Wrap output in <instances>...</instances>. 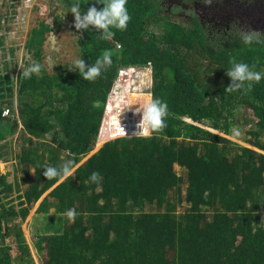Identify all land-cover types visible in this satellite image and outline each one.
Here are the masks:
<instances>
[{"label": "trees", "instance_id": "1", "mask_svg": "<svg viewBox=\"0 0 264 264\" xmlns=\"http://www.w3.org/2000/svg\"><path fill=\"white\" fill-rule=\"evenodd\" d=\"M81 2L86 12L95 0ZM160 2L128 0L127 29L108 39L78 30L86 64L113 52L95 81L68 63L47 72L51 28L44 21L28 33L24 66L16 74L9 63L0 69V157L12 153L17 170L11 180L0 174V264H36L23 227L32 212L57 220L49 223L58 226L53 233L34 234L41 264H264V79L225 91L233 60L264 73V43L212 37L197 21L169 16ZM35 64L39 74L25 78ZM130 65H151L152 99L167 104V126L97 145L104 114L102 138L116 121L112 89ZM148 100L146 93L114 103L128 131ZM68 161V176H43V166Z\"/></svg>", "mask_w": 264, "mask_h": 264}, {"label": "clouds", "instance_id": "2", "mask_svg": "<svg viewBox=\"0 0 264 264\" xmlns=\"http://www.w3.org/2000/svg\"><path fill=\"white\" fill-rule=\"evenodd\" d=\"M7 1L9 7V12H8L9 14L7 15V18L15 17L13 18L14 21L17 19V23H19V26L17 28L18 30L16 31L17 33L21 31L27 32L25 38V43H26L28 33L33 27L30 30H28V24H26L24 19L22 18L21 12H19V6H23V8H25L26 6L27 8L29 9L31 8V10H33L38 7L36 4L39 5L43 1H50L53 3H57L58 0H38L39 2H33V0H7ZM211 2L212 0H205V3H211ZM4 3H6V0H0V8L4 6ZM84 3H88V0H86V2ZM81 4H82L81 0H73L70 9L68 8L69 13L57 14L53 16L52 21L40 20L39 22L44 21L45 24H49L51 28L50 32L46 34V39L49 35L59 33V31L61 29L64 30V28H67L68 30H74L75 32L77 31V34L79 35L80 33L78 32V30L89 31L94 29L96 30V32L102 33L105 39H108L115 34L113 29L119 31H125L131 20V15L127 8L128 0H95V3L92 4V6H90L86 12L83 11V9L81 8ZM96 5H103V7L98 8ZM38 9L40 10L39 7ZM71 13L74 14V19L70 18ZM63 16H67L69 18L68 20L69 22L67 21L65 22ZM8 20L5 18V20H3V23L6 21V24L2 26L6 34H8V31L10 30V24L14 22L11 21L10 19ZM39 22L35 26H37ZM59 23H61V26L57 25ZM1 35H2L1 38L4 41L3 39L4 33L2 32ZM243 42L245 45H251L253 43H264V35L259 33H251L245 36ZM118 47L120 46L118 45ZM112 56H113L112 51H106L103 54L102 59L98 58L95 64L93 63L86 64L83 58L76 59L74 61L75 67L69 68V70L70 71L78 70L81 78L88 81H95L98 77L102 75L103 71H105L108 67L112 65ZM148 66H149V70L146 69L145 73H146L147 83L149 84V86L146 92L145 93L142 92L141 94L145 95L147 93L149 100L143 106L139 104V107L135 109V112L141 116L138 125L141 131H143L145 127H148L150 128V130L154 132H159L162 131L167 126L166 125L167 104L159 98L152 99V93H151L152 67L151 65ZM142 67L143 65H130L123 68L122 70L124 69L128 70L129 68H135V70H139ZM40 70H41V66L39 64H35L29 66L26 70L23 71L22 74L25 78H31L33 74H39ZM226 75L231 79V84L227 86V88L225 89V91H229V92L243 90L245 89V86H247V89L250 90L254 82L258 83L261 81V79H264V73L255 71L254 66H250L249 64L244 62H236L235 60L231 62V67L227 68ZM118 76L119 77L121 76L120 72ZM116 84L117 83L115 80L113 88L115 87ZM7 110L9 109L7 108ZM104 117H103V121H104ZM103 121H102V125H103ZM102 125L100 127L97 145H100L104 141H106L103 140L101 143H99L101 137ZM150 134H142V135H150ZM235 134L239 135V132L237 131L235 132ZM117 137H125V136H114L111 139ZM12 161L15 162V160ZM71 167H72L71 161L65 162L59 167L52 165H45L42 167V169H44L42 174L44 177L47 178V180H52L60 175L68 176L70 174ZM98 177H99L98 172H92L90 179L93 182H97ZM74 217H75V210L73 209L68 212V218L69 220H72L74 219Z\"/></svg>", "mask_w": 264, "mask_h": 264}, {"label": "rangeland", "instance_id": "3", "mask_svg": "<svg viewBox=\"0 0 264 264\" xmlns=\"http://www.w3.org/2000/svg\"><path fill=\"white\" fill-rule=\"evenodd\" d=\"M33 2H39L38 0H33ZM32 2V3H33ZM40 10L37 8L31 10V8H23V6H19V12H21V16L24 19L25 23L28 24V30H30L32 27H34L40 20H49L52 21L53 16L57 14H62V13H69V9L63 4L60 3V1H57V3H53L50 1H43L41 4H36ZM31 10V11H30ZM9 7H8V1L6 0V3H4V6L0 8V69H4L5 64L9 63L10 64V69L14 70L15 68V74L18 72V66L23 67V62H21L22 57H26L25 55V50H24V44H25V38H26V31H21V32H16L19 26V23H17V19L14 21L13 18L11 17L10 20L14 21L12 24H10V30L8 31V34L5 33V30L2 28L3 25L6 24V21L3 23V20L5 18L7 19V15L9 14ZM29 17V18H28ZM65 22H69V18L67 16H63ZM28 18V19H27ZM71 19H74V14L71 13L70 15ZM10 21V22H11ZM16 29V30H14ZM4 33L3 39L2 40V35L1 33ZM16 32V33H15ZM78 41H79V34H77V31L75 32L74 30H68L67 28H64V30H60L59 33L56 34H51L47 37L44 46H43V51H44V59H43V66L46 68L47 72H53L59 64H69L70 66H75L74 61L76 59H79L78 52H79V46H78ZM141 67V66H140ZM146 69L149 70V66L145 65L139 70H135V68H129L128 70H120L122 77L119 78L117 76L116 83L118 81H121L124 83L123 86L117 88L114 87L112 89L113 94L115 96V102L111 104L112 108L111 113L115 112V115H111L113 119L116 121L113 122V120H109L107 124V127L105 128L108 132L110 131V135L106 138L100 137L99 143H101L103 140H109L113 138L114 136H134V135H142V134H150V128L145 127L143 131L137 126V127H132V131H128L127 128L124 129V131H121L120 126H121V116L119 113L121 112L122 109L117 108L118 105L114 104L116 103L117 100H120V97H140L142 92H146L148 89L149 84L147 83L146 79ZM16 77L14 76V80ZM16 85V83H15ZM144 89V91H142ZM111 91V93H112ZM110 93V95H111ZM110 95L107 99V105L110 100ZM123 103L125 104L124 101H120L118 103L119 105ZM105 108V112H106ZM109 111V113H110ZM129 119L132 113H128ZM137 116V118H140L139 114H136L134 118ZM132 118V117H131ZM136 120V119H135ZM130 122H134V120H130ZM117 127V128H116ZM117 129H119L121 132L117 133ZM116 130V131H115ZM237 131V130H236ZM239 132V130H238ZM240 134V133H239ZM237 136V135H236ZM230 138L238 141L239 139L236 137H231ZM245 144V143H244ZM14 149V148H13ZM15 150V149H14ZM13 150V154H14ZM5 153V150H4ZM9 160H6V159ZM4 157H0V174H4V172H9L10 177L9 179L11 180L15 174L16 170V163L13 162L12 160L15 159V157H12V153L9 155H6ZM15 167V168H14ZM2 170V171H1ZM16 170V171H15ZM14 171V173H13ZM3 172V173H2ZM17 173V172H16ZM32 219L29 221L30 224L26 226L28 229V237L34 238L35 231L33 230V225L36 223V221H33L34 218V212L31 213L30 216ZM53 221H57L56 219L54 220H48L45 221L44 223H48L47 225L43 224L45 228H49L47 230L48 232H53L58 226L55 225H49V223H53ZM37 222L39 223V220L37 219ZM25 223V222H23ZM29 226V227H28ZM42 226V228H44ZM36 264H41L40 260H37Z\"/></svg>", "mask_w": 264, "mask_h": 264}, {"label": "flooded vegetation", "instance_id": "4", "mask_svg": "<svg viewBox=\"0 0 264 264\" xmlns=\"http://www.w3.org/2000/svg\"><path fill=\"white\" fill-rule=\"evenodd\" d=\"M165 13L187 23L197 21L212 37L264 35V0H161Z\"/></svg>", "mask_w": 264, "mask_h": 264}, {"label": "crops", "instance_id": "5", "mask_svg": "<svg viewBox=\"0 0 264 264\" xmlns=\"http://www.w3.org/2000/svg\"><path fill=\"white\" fill-rule=\"evenodd\" d=\"M2 171V170H1ZM3 173V172H2ZM5 173V172H4ZM7 173V172H6ZM51 214H54L52 211L50 212V214L49 215H51ZM42 217H44L43 216V214L42 215H37L36 213H34V218H33V221H32V223L34 222V221H36V223L33 225V230L35 231V233H37L38 232V230L39 231H42L43 229H44V231H45V233H53V232H48L47 230H45V226L43 225V224H47V223H44V221H43V219L44 218H42ZM32 218L30 217L27 221H25V223H23V227H24V234H25V236L27 237V240H28V243L31 245V247H32V254H33V257L35 258V261L37 262V260H39V258L41 259V256L39 255V253H38V251H37V249L34 247L35 245H34V242H33V238H30V237H28V233H27V231H28V229L26 228V226L28 225V224H30L29 223V221L31 220ZM37 219L39 220V223L37 222ZM30 225H32V224H30ZM42 226H44V228H42ZM29 227V226H28ZM58 228V227H57ZM7 242L9 243V244H12L10 241H8L7 240Z\"/></svg>", "mask_w": 264, "mask_h": 264}, {"label": "built area", "instance_id": "6", "mask_svg": "<svg viewBox=\"0 0 264 264\" xmlns=\"http://www.w3.org/2000/svg\"><path fill=\"white\" fill-rule=\"evenodd\" d=\"M120 73H124V71L123 72H120ZM9 114V110H5V112H4V115H8ZM117 128V127H116ZM122 128V129H121ZM126 127H124L122 124H121V126H120V129H121V131H124V129H125ZM117 131L118 132H121L119 129H117Z\"/></svg>", "mask_w": 264, "mask_h": 264}]
</instances>
